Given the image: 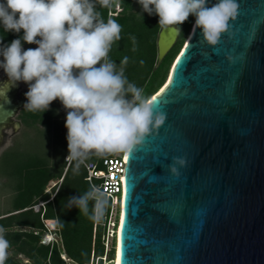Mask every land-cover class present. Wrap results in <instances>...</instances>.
<instances>
[{
	"label": "water",
	"instance_id": "95a60500",
	"mask_svg": "<svg viewBox=\"0 0 264 264\" xmlns=\"http://www.w3.org/2000/svg\"><path fill=\"white\" fill-rule=\"evenodd\" d=\"M237 2L231 34L215 48L199 29L193 33V18L165 83L150 97L164 124L123 153L118 264H264V0ZM178 36L160 29L156 66ZM7 83L5 75L0 140L27 103ZM177 157L187 162L177 165L179 177L170 171Z\"/></svg>",
	"mask_w": 264,
	"mask_h": 264
},
{
	"label": "clouds",
	"instance_id": "9594fccd",
	"mask_svg": "<svg viewBox=\"0 0 264 264\" xmlns=\"http://www.w3.org/2000/svg\"><path fill=\"white\" fill-rule=\"evenodd\" d=\"M114 0H2L0 25L5 32L19 34L23 42L38 47L23 49L21 39L0 47V69L8 77L9 90L18 83L28 85L24 109L46 112L59 100L67 112V159L77 167L90 155L132 153L158 130L166 114L157 111L152 98L130 83L120 67L109 58L114 43L121 40L122 26L112 18L106 22L96 10L110 8ZM144 12L159 17V26L181 31L190 16L193 33L199 29L212 48L231 34V22L239 16L237 0H138ZM39 37V39H38ZM133 51L136 37L132 36ZM0 40V45H2ZM231 59V57H229ZM143 64V61H141ZM7 103L10 100L7 96ZM184 158H174L170 171L179 177ZM96 188L71 197L69 205L86 210L88 201L104 203ZM117 228V224H116ZM4 229L0 228V233ZM9 241L0 235V264H5ZM113 262L111 261V264Z\"/></svg>",
	"mask_w": 264,
	"mask_h": 264
},
{
	"label": "trees",
	"instance_id": "16d2710c",
	"mask_svg": "<svg viewBox=\"0 0 264 264\" xmlns=\"http://www.w3.org/2000/svg\"><path fill=\"white\" fill-rule=\"evenodd\" d=\"M115 4L121 10L112 15ZM96 10L105 22L112 18L122 26V38L113 44L109 58L119 68L120 62L127 57L128 63L124 66L127 80L150 98L165 83L194 16L181 26L175 44L156 66L157 38L161 29L157 15L144 12L138 0H114L110 8L97 4ZM132 36L136 37V51L132 50ZM22 37L23 30L19 34L5 32L0 25V40L3 42L0 47L15 39H21L23 47L36 45L23 42ZM66 117L67 112L59 100L52 102L46 112L20 109L17 119L22 125L21 133L0 154V198L3 199L0 202V228L4 229L0 235L10 245L5 264H102L104 254L109 261L115 259L114 236L108 242L106 252L104 248L110 203L104 199L98 207L97 201L91 199L86 210L79 211L69 205V199L84 195L93 186L102 185V178H93L91 182L86 180L88 166L104 171V160L123 153L93 154L77 167L76 160H66ZM53 183L50 191L45 192ZM40 202L44 205L35 211L34 206ZM118 203L117 196L116 214ZM45 234H53L56 239L43 244Z\"/></svg>",
	"mask_w": 264,
	"mask_h": 264
},
{
	"label": "built area",
	"instance_id": "2783aa9c",
	"mask_svg": "<svg viewBox=\"0 0 264 264\" xmlns=\"http://www.w3.org/2000/svg\"><path fill=\"white\" fill-rule=\"evenodd\" d=\"M114 9H115V12L112 13V15H116L121 10L118 4H115ZM103 165L105 166L104 171H96L94 169V166H88L87 167L88 177L86 178V180L91 182L93 178H102L103 179L102 185L99 187L93 186V188H96L100 192H103L105 194L104 195L105 201L110 203L109 210H110V207H112V209H116V197L118 196L120 198L121 193H122V177L124 174V167H125V160L123 158V154L122 155L117 154L116 156L112 158H108L104 160ZM53 184L55 185V183ZM43 205H44V202H40L39 207ZM115 224H117V222L113 221L112 226L114 228H116ZM111 232H112L111 236L113 237L114 236L113 234H115V231L112 230ZM54 240L55 239L47 240V241L42 240L41 243L48 244Z\"/></svg>",
	"mask_w": 264,
	"mask_h": 264
},
{
	"label": "rangeland",
	"instance_id": "374dc122",
	"mask_svg": "<svg viewBox=\"0 0 264 264\" xmlns=\"http://www.w3.org/2000/svg\"><path fill=\"white\" fill-rule=\"evenodd\" d=\"M3 59V58H2ZM1 59V60H2ZM6 74L5 72L3 71V69H0V81L2 79V77H4ZM25 89H28V85L23 83V82H20V90H25ZM16 117L13 118V120L15 119ZM22 130V128H21ZM21 130L19 131H16L14 132V134H11V135H8L4 142L2 144H0V154L6 150L7 148H9L12 143L16 140L17 136L21 133ZM11 131L9 130L8 131V134H10ZM54 184H50V186L45 190V192H49L50 191V188L53 187ZM3 199L0 198V202H2ZM40 203H38L37 205L34 206V210L38 209ZM116 209H112V207H110V210H109V217L107 218V223H106V231H105V238H104V248H105V252L107 251L108 247H109V241L111 240L112 238V229L114 228L112 226V222L116 220L117 222V219L115 215L116 214ZM114 235V234H113ZM52 239H56V237L52 234L50 235L49 237H44V241H47V240H52ZM106 255L104 254L103 258H102V264H111V261L107 260L106 258ZM114 264V263H113Z\"/></svg>",
	"mask_w": 264,
	"mask_h": 264
},
{
	"label": "flooded vegetation",
	"instance_id": "af4514ba",
	"mask_svg": "<svg viewBox=\"0 0 264 264\" xmlns=\"http://www.w3.org/2000/svg\"><path fill=\"white\" fill-rule=\"evenodd\" d=\"M24 50H26V48H24ZM24 91L23 95H22V99L23 101L27 102V99H26V92L28 91V89H25V90H22ZM8 92L10 93L11 96L15 97V96H18L21 92L20 90V86L17 88V89H13V88H10V90H8ZM15 123H18L19 125L16 126ZM22 128V125L21 123L19 122V120L17 119V116L16 118L13 120H10L9 123L7 125H5L2 129H1V134H2V137H1V140H0V144H2L5 140V138L8 136V135H11V134H14V132L16 131H20ZM11 131L10 134H8V131Z\"/></svg>",
	"mask_w": 264,
	"mask_h": 264
},
{
	"label": "bare ground",
	"instance_id": "6f19581e",
	"mask_svg": "<svg viewBox=\"0 0 264 264\" xmlns=\"http://www.w3.org/2000/svg\"><path fill=\"white\" fill-rule=\"evenodd\" d=\"M123 158L125 159V156H124ZM122 182H123V180H122ZM117 227H118V225H117ZM116 229H117V228H116ZM63 257H64V256H63ZM113 263H114V264H118V254L116 255V257H115ZM113 263H112V264H113Z\"/></svg>",
	"mask_w": 264,
	"mask_h": 264
},
{
	"label": "crops",
	"instance_id": "0c3cea01",
	"mask_svg": "<svg viewBox=\"0 0 264 264\" xmlns=\"http://www.w3.org/2000/svg\"><path fill=\"white\" fill-rule=\"evenodd\" d=\"M41 207H42V206H41ZM35 211H37V209H36ZM50 235H52V234H45V235L43 236L42 240H44V237H49ZM63 258H64V257H63Z\"/></svg>",
	"mask_w": 264,
	"mask_h": 264
},
{
	"label": "snow or ice",
	"instance_id": "6c2138e0",
	"mask_svg": "<svg viewBox=\"0 0 264 264\" xmlns=\"http://www.w3.org/2000/svg\"><path fill=\"white\" fill-rule=\"evenodd\" d=\"M156 100V97H153V101Z\"/></svg>",
	"mask_w": 264,
	"mask_h": 264
}]
</instances>
